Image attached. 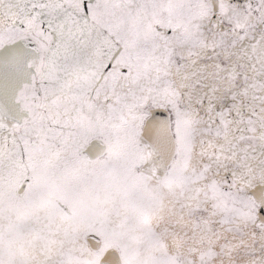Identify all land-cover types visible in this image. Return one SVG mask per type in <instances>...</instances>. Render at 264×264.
I'll return each mask as SVG.
<instances>
[{"label": "snow or ice", "instance_id": "snow-or-ice-1", "mask_svg": "<svg viewBox=\"0 0 264 264\" xmlns=\"http://www.w3.org/2000/svg\"><path fill=\"white\" fill-rule=\"evenodd\" d=\"M0 264H264V0H0Z\"/></svg>", "mask_w": 264, "mask_h": 264}]
</instances>
